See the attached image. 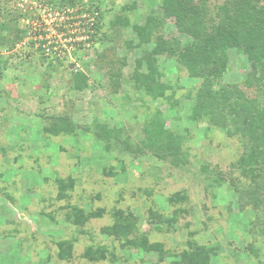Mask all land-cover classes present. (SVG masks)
Segmentation results:
<instances>
[{
  "label": "rangeland",
  "instance_id": "obj_1",
  "mask_svg": "<svg viewBox=\"0 0 264 264\" xmlns=\"http://www.w3.org/2000/svg\"><path fill=\"white\" fill-rule=\"evenodd\" d=\"M221 1H210L211 11ZM2 9L19 15L22 41L28 40L11 52L2 50L8 60L0 58V264L171 263L102 235L100 229L112 223L114 210L130 211L149 242H162L173 253L196 236L220 248L211 264H264V167L254 180L243 175L237 162L247 153L246 144L189 118L199 81L189 79L173 59L161 56L155 62L162 82L170 86L164 97L151 98L135 82L137 73L147 72L144 57L156 36L187 39L163 17L160 0H0ZM88 10L97 13V29L87 43L60 60L36 49L34 23L42 16L53 19L47 13L56 12L57 25L73 26L80 23V11ZM148 17L156 31L149 44L139 46L132 27L144 25ZM228 57L222 81L241 84L249 62L235 50ZM139 60L143 63L136 70ZM77 74H82L81 90L75 87ZM157 111L166 127L182 137L187 163L175 166L150 150L137 151L144 124ZM61 116L75 124L73 133L43 132ZM96 124L121 128L132 149L98 139ZM217 174L221 179L216 183ZM66 178L74 179L73 189L68 199L58 200L55 181ZM177 193L187 200L171 205L168 199ZM67 206L104 213L78 227L67 221ZM176 209L182 214L175 231L151 227L152 215L170 216ZM73 238L72 258L59 260L56 242ZM89 245H104L115 258L88 262L82 253Z\"/></svg>",
  "mask_w": 264,
  "mask_h": 264
},
{
  "label": "trees",
  "instance_id": "obj_2",
  "mask_svg": "<svg viewBox=\"0 0 264 264\" xmlns=\"http://www.w3.org/2000/svg\"><path fill=\"white\" fill-rule=\"evenodd\" d=\"M212 0H160V10L164 18L173 22L177 33L185 36L186 41L173 37L166 40L162 35L156 36L151 52L144 57L147 72L137 73V87L144 89L153 99L164 97L170 86L162 82L163 74L158 68L157 57L173 59L182 68L189 79L199 81L190 111L194 122L205 121L210 127L222 130L228 138H238L247 146V153L238 160V167L243 175L260 177L259 169L264 167V0H222L215 4L213 11L209 8ZM19 15L2 9L0 12V58L8 60L4 52H11L22 42L24 31L18 28ZM122 24L127 25L124 21ZM13 27V31H11ZM97 29V27H96ZM132 30L138 37V45L149 44L156 29L153 19L148 17L144 25H135ZM7 35L13 34V39ZM2 50L4 52L2 53ZM230 50L243 55L249 62L250 70L241 84H228L222 81L227 68ZM11 55V54H10ZM7 54V56H10ZM5 62V61H4ZM143 60L137 61L136 70ZM82 74H77L79 82L76 89L81 90ZM136 87V85H135ZM136 87V88H137ZM75 124L68 116L53 118L44 127L43 132L52 136L71 134ZM96 136L105 142L117 141L123 149L131 150L129 138L122 137L121 128H109L105 124H96ZM182 137L173 133L165 125L161 112L157 111L144 124V138L137 146V151L150 150L161 160L179 166L188 162V155L183 149ZM1 178V173H0ZM220 176L217 174L216 183ZM58 200L69 198L68 191L74 186V179H57ZM8 199L13 201L9 196ZM181 193L169 197L171 205L186 201ZM46 215L44 212H42ZM104 210L97 209L85 213L77 206H67L65 213L68 222L82 227L88 221L101 218ZM181 210L172 211L170 216L155 213L152 215L151 227L157 232H172L176 229ZM182 214V213H181ZM112 223L102 227L100 232L106 238L117 241L125 248L155 253L158 262L169 258L170 264H211L220 248L201 243L195 237L186 242V248L179 253L166 250L162 242H149L146 234L137 229L138 219L130 211L114 210ZM50 220L54 215H46ZM80 233L86 234L84 231ZM73 239H61L56 242L59 260L72 258ZM82 258L88 262L113 260L115 254L104 245H89Z\"/></svg>",
  "mask_w": 264,
  "mask_h": 264
},
{
  "label": "built area",
  "instance_id": "obj_3",
  "mask_svg": "<svg viewBox=\"0 0 264 264\" xmlns=\"http://www.w3.org/2000/svg\"><path fill=\"white\" fill-rule=\"evenodd\" d=\"M46 8V7H45ZM45 11H51L46 9ZM72 10H68V15L72 14ZM81 13L77 18L80 23L73 26L57 25L58 13H47L50 18L54 15L53 19H45V16L40 18V22L34 23L35 30L38 35L34 38L36 42V49L39 48L42 55L52 60H60L66 55H69L81 43H87L95 32L96 28V11H80ZM70 18V17H69ZM74 27V28H73ZM65 37L63 40L60 38ZM28 40V39H27ZM18 43L15 47L18 48L26 45V41Z\"/></svg>",
  "mask_w": 264,
  "mask_h": 264
}]
</instances>
